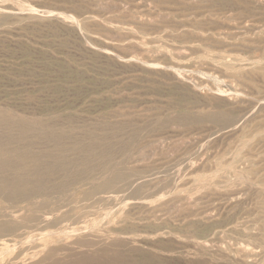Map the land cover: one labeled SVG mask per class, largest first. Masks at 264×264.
<instances>
[{"label":"rangeland","instance_id":"obj_1","mask_svg":"<svg viewBox=\"0 0 264 264\" xmlns=\"http://www.w3.org/2000/svg\"><path fill=\"white\" fill-rule=\"evenodd\" d=\"M263 4L264 0H0L1 108L78 132L76 137L84 143L85 134L92 131L87 138L95 135L101 140L102 133L119 124L130 129L126 133L135 125L149 131L141 130L144 142L141 138L129 163L109 177L93 181L86 175L77 190L51 197L52 208L65 207L50 222L53 225H31L19 243L0 238V264H36L40 257L30 258L35 251L30 248L46 242L41 251H49V256L39 264H236L241 259L244 264H264ZM241 106L248 107L252 118L247 113V122L228 129L203 122L186 130L176 120L185 113ZM236 158L237 171L246 173L251 186L222 184L215 190L218 194H184L199 177ZM133 172L139 177H132ZM112 175L122 181L114 182ZM226 178L236 181L232 172ZM134 179L139 180L136 188L128 189ZM100 186L105 187L100 188L102 194ZM77 196L79 204H74ZM63 234L67 238L54 243Z\"/></svg>","mask_w":264,"mask_h":264},{"label":"bare ground","instance_id":"obj_2","mask_svg":"<svg viewBox=\"0 0 264 264\" xmlns=\"http://www.w3.org/2000/svg\"><path fill=\"white\" fill-rule=\"evenodd\" d=\"M256 1V0H255ZM241 2V1H240ZM247 2V1H246ZM249 2V1H248ZM252 3V1H251ZM194 4V3H193ZM261 4V3H260ZM197 7V6H196ZM194 7V8H196ZM229 7V6H228ZM256 7V6H255ZM264 7V4H263ZM198 8V7H197ZM196 8V9H197ZM264 9V8H263ZM194 10V9H191ZM263 12V11H262ZM211 15V14H210ZM200 16V15H199ZM42 17V16H41ZM44 17V16H43ZM214 17V16H213ZM13 19V18H12ZM28 19V18H26ZM41 19V18H40ZM44 19V18H43ZM57 19V18H56ZM59 19V18H58ZM57 19V20H58ZM60 20V19H59ZM103 20V19H101ZM191 20V19H190ZM193 20V19H192ZM20 21V20H19ZM109 21V20H108ZM195 21V20H194ZM200 21V20H199ZM97 22V21H96ZM105 22V21H104ZM111 22V21H109ZM214 22V21H213ZM16 23V22H15ZM34 23V22H33ZM103 23V22H101ZM106 23V22H105ZM205 23V22H204ZM98 24V23H97ZM102 25V24H101ZM116 25V24H115ZM197 25V23H196ZM108 28V27H107ZM200 28V27H199ZM117 29V28H116ZM200 30V29H199ZM111 31V29H110ZM109 31V32H110ZM256 31V29H255ZM1 32V31H0ZM190 32V31H189ZM4 33V32H3ZM113 33V32H112ZM175 33V32H174ZM212 34V33H211ZM177 36V35H176ZM180 36V34H179ZM196 36V35H195ZM181 37V36H180ZM200 37V36H199ZM258 37V36H257ZM160 38V37H159ZM185 38V37H183ZM254 38V37H253ZM187 40V39H186ZM241 40V39H240ZM261 40V39H260ZM188 41V40H187ZM247 44V43H246ZM248 45V44H247ZM246 45V46H247ZM256 48V47H255ZM257 49V48H256ZM201 51V50H200ZM262 52V51H261ZM204 53V51H203ZM213 53V52H212ZM221 54V53H220ZM212 55V54H210ZM216 56V55H215ZM224 57V56H223ZM260 58V57H259ZM208 59V58H207ZM220 59V58H219ZM253 59V57H252ZM221 60V59H220ZM239 60V59H238ZM262 62V61H261ZM235 63V62H234ZM260 63V62H257ZM262 64V63H261ZM233 65V64H232ZM236 65V64H235ZM229 66V65H227ZM226 66V67H227ZM231 66V65H230ZM238 68V67H236ZM235 68L234 71L237 69ZM228 69V68H227ZM226 70V69H225ZM231 70V69H230ZM229 70V71H230ZM250 70V68H249ZM232 71V70H231ZM263 72V71H262ZM264 73V72H263ZM246 74V73H245ZM260 75V74H259ZM255 76V75H253ZM252 76V77H253ZM257 76V75H256ZM259 77V76H258ZM246 78V77H245ZM251 79V78H250ZM241 80V79H240ZM244 80V79H243ZM264 80V79H263ZM237 81V80H236ZM249 81V80H248ZM252 81V80H251ZM260 80H258L259 82ZM255 82V81H254ZM261 83V81H260ZM250 84V83H249ZM253 84V83H252ZM255 88V87H254ZM261 91V90H260ZM255 92V91H254ZM194 95V94H193ZM252 97V95H251ZM262 97V96H261ZM193 98V97H192ZM196 98V97H195ZM256 99V98H255ZM257 100V99H256ZM260 100V98L258 99ZM197 101V100H196ZM210 101V100H209ZM219 101V100H218ZM247 100H245L246 102ZM254 102V101H253ZM251 102V103H253ZM259 102V101H258ZM263 101H261L262 103ZM165 103V102H164ZM241 103V102H240ZM254 104V103H253ZM250 105V104H249ZM263 105V104H262ZM176 106V105H175ZM183 106V105H182ZM185 106H187L185 104ZM231 106V105H230ZM252 107V106H250ZM261 107V111L264 112L263 106ZM160 108V107H159ZM179 108V107H178ZM196 108V107H195ZM216 108V107H215ZM227 108V107H226ZM229 108V107H228ZM231 108V107H230ZM240 107L231 108V111L225 110H216L217 112L206 111L200 114H193L188 113L184 116L179 117L178 120L182 125L185 126H194L197 124H201L203 122L213 123L217 126L222 127L223 129H228L230 127H237V124L243 125V123L247 122L246 115H249L250 112L248 111V107ZM252 108H256L255 106ZM190 109V107H189ZM194 109V108H193ZM198 109V108H197ZM196 109V110H197ZM257 109V108H256ZM255 110V109H254ZM260 109L258 108L257 111ZM199 111V110H198ZM202 111V110H200ZM250 111L253 112L251 109ZM256 111V110H255ZM256 111V112H257ZM14 112V111H13ZM243 113V114H242ZM249 113V114H247ZM254 113V112H253ZM252 113V114H253ZM260 113V112H259ZM16 114V115H15ZM12 113V111H7L0 107V218H3V221L0 222V238L6 239V241L11 242L14 241L15 243H19L22 237L27 236L25 231L31 228V225H44L49 224L53 219L58 218L63 214L59 212L63 206L58 208H52V203H50V198L53 196H63L65 194L71 193L72 190H77L79 185L81 184L84 176L88 175L92 178L93 181H99L100 179H104V177L108 176L111 172H115L116 169L125 166L129 159H132L133 155L130 156V153L133 152L132 150L139 145L138 141L142 138L141 130L145 129H137L136 125L131 128L132 131L130 133H126L127 126H122L119 128L111 129L109 133H102L104 136L103 139L97 140L95 135L90 136L87 138L88 134H85L87 139V143L79 140L74 132L75 131H63L56 126H52L39 117H24L18 116L17 112ZM169 114V113H168ZM176 114V113H175ZM174 114V115H175ZM33 115V114H32ZM173 114L171 115V117ZM251 117V114L249 115ZM255 116V113H254ZM170 117V116H169ZM249 117V118H250ZM168 118V117H167ZM166 118V119H167ZM177 118V117H175ZM244 118V119H243ZM252 118V117H251ZM67 119V118H66ZM163 119V118H162ZM248 119V117H247ZM258 119V118H257ZM261 119V118H260ZM60 120V119H58ZM65 120V119H64ZM68 120V119H67ZM125 120V119H124ZM123 120V121H124ZM164 120V119H163ZM71 122L72 120H68ZM129 121V120H127ZM168 121V120H167ZM243 121V123H242ZM252 121V120H251ZM66 122V121H65ZM133 122V121H132ZM131 121L129 123H132ZM153 122V120H152ZM166 122V120H164ZM177 123L178 125L180 123ZM254 122V120H253ZM72 123V122H71ZM104 123V122H103ZM128 123V124H129ZM159 123V120H158ZM172 123V122H171ZM170 123V124H171ZM256 123V122H254ZM55 124V123H54ZM59 124V123H58ZM57 124V125H58ZM101 124V123H100ZM123 122L121 123V125ZM152 124V123H151ZM160 124V123H159ZM158 124V126H159ZM175 124V121H174ZM61 125V124H60ZM70 124H67V126ZM98 125V124H97ZM134 125V123H133ZM154 125V124H152ZM256 125V124H255ZM259 125V124H258ZM66 126V127H67ZM71 126V125H70ZM73 126V125H72ZM113 126V125H111ZM110 126V127H111ZM116 126V125H115ZM140 126V125H139ZM162 126V125H161ZM166 126V125H165ZM191 126V128H192ZM202 126V125H201ZM205 126V125H203ZM212 126V125H208ZM239 126V125H238ZM76 127V126H74ZM73 127V129H74ZM85 127V126H84ZM107 126H105L106 128ZM129 127V126H128ZM132 127V126H131ZM181 127V126H180ZM197 127V126H196ZM200 127V126H199ZM263 125H261L262 128ZM65 128V127H63ZM69 128V126H68ZM72 128V127H71ZM70 128V129H71ZM109 128V126H108ZM107 128V129H108ZM140 128V127H138ZM157 128V127H156ZM162 128V127H160ZM177 128V127H176ZM183 128V127H182ZM183 128V129H184ZM206 128V127H205ZM240 128V127H239ZM238 128V130H239ZM256 128V127H255ZM258 128V129H259ZM79 129V128H78ZM90 129V128H89ZM100 129V127L96 128ZM163 129V128H162ZM168 129V128H167ZM241 129V128H240ZM67 130V129H66ZM101 130V129H100ZM99 130V131H100ZM188 130V128L186 129ZM233 130V128H232ZM230 130L231 132H233ZM79 131V130H78ZM95 131V130H94ZM97 131V130H96ZM95 131V132H96ZM106 131V130H105ZM104 131V132H105ZM152 131V130H151ZM150 131V132H151ZM190 131V130H189ZM193 131V130H192ZM86 133V131H84ZM100 132H103L102 130ZM146 134L147 132L145 130ZM223 132V131H222ZM229 132V131H227ZM236 132V131H235ZM251 132V131H250ZM255 132V131H254ZM81 133V132H80ZM92 132L90 135H92ZM225 133V132H224ZM259 133V132H258ZM97 134V132H96ZM99 134V132H98ZM101 134V133H100ZM101 134V135H102ZM233 134V133H232ZM246 134V133H245ZM87 135V136H86ZM143 135L145 136L144 132ZM235 135V134H234ZM250 136V134H248ZM255 135V134H254ZM149 136V135H148ZM147 136V137H148ZM252 136V135H251ZM146 137V136H145ZM146 137V138H147ZM151 137V136H150ZM248 137V136H246ZM99 138V137H97ZM149 138V137H148ZM254 138V136H253ZM252 138V139H253ZM85 139V140H86ZM143 139V138H142ZM145 139H143L144 142ZM244 140V139H243ZM86 142V141H85ZM247 142V141H246ZM261 142V141H260ZM203 143V142H202ZM239 143V142H238ZM142 143H140L141 145ZM242 144V143H241ZM248 145L247 143H245ZM252 144V143H251ZM245 145V147H247ZM200 146V145H199ZM242 146V145H241ZM144 147V146H143ZM142 147V150H143ZM228 147V146H227ZM137 148V147H136ZM135 148V149H136ZM239 148V147H238ZM244 148V147H243ZM261 149V148H260ZM138 150V149H137ZM233 150V148H232ZM244 150V149H243ZM252 150V148H251ZM193 151V150H192ZM231 151V150H230ZM236 151V150H235ZM253 151V150H252ZM138 152V151H137ZM140 152V151H139ZM239 152V151H238ZM264 152V151H263ZM200 153V152H199ZM226 153V152H225ZM230 153V152H229ZM240 153V152H239ZM238 153V154H239ZM249 154V152H247ZM224 154V152H223ZM76 156V157H75ZM140 156V155H138ZM185 156V155H184ZM183 156V157H184ZM223 156V155H222ZM238 156V155H233ZM251 156V155H250ZM259 156V155H258ZM239 157V156H238ZM237 157V158H238ZM234 159L230 164H219L217 166V170L215 169L214 172L209 173L207 175H203L198 178L197 185L193 187H189L188 190L185 191L184 194H194L200 190L211 191V193L221 187L222 184L225 186L236 187L241 186L244 183H250L248 176H246L241 171H237V162L239 159ZM252 158V157H251ZM139 159V157H138ZM137 159V160H138ZM177 159V158H176ZM228 159V158H227ZM233 159V158H232ZM140 160V159H139ZM181 160V158H180ZM199 160V159H198ZM187 161V160H186ZM189 161V160H188ZM219 161H221L219 159ZM223 161V162H224ZM259 161V160H258ZM181 162V161H180ZM222 162V161H221ZM222 162V163H223ZM129 163V162H128ZM132 163V162H131ZM172 163V162H171ZM178 164V163H177ZM187 164V163H186ZM169 165V164H167ZM129 166V165H128ZM161 166V165H160ZM178 166V165H177ZM216 166V165H215ZM214 166V167H215ZM254 166V165H253ZM145 167V166H143ZM174 167V166H173ZM248 167V166H247ZM131 168V167H130ZM133 168V167H132ZM146 168V167H145ZM152 168V167H151ZM168 168V166H167ZM176 168V167H175ZM207 168V167H206ZM126 169V168H125ZM124 169V170H125ZM135 169V168H134ZM141 169V168H140ZM156 169V168H155ZM208 169V168H207ZM123 170V171H124ZM128 170V169H126ZM125 170V172H126ZM133 170V169H131ZM250 170V169H249ZM130 171V170H129ZM206 171V170H205ZM229 171V172H228ZM253 171V170H252ZM261 171V170H260ZM234 173L236 176L235 182H228L226 178L227 173ZM117 173H119L117 171ZM116 173V174H117ZM134 173V172H133ZM137 173V172H135ZM134 176H137V175ZM194 173V172H193ZM253 173V172H252ZM256 173V172H255ZM129 174V173H128ZM165 174V173H164ZM201 174V173H199ZM248 174V173H247ZM258 174V173H257ZM122 175V174H121ZM124 175V174H123ZM122 175V176H123ZM132 175V173H131ZM249 175V174H248ZM87 176V177H88ZM113 176V175H112ZM111 176V177H112ZM117 176V175H115ZM151 176V175H150ZM154 176V175H153ZM86 177V178H87ZM109 177V176H108ZM114 177V176H113ZM119 177V174L118 176ZM139 177V175H138ZM149 177V176H148ZM152 177V176H151ZM150 177V178H151ZM194 177V176H193ZM233 177V176H232ZM231 177V178H232ZM85 178V179H86ZM107 178V177H106ZM115 178V177H114ZM114 178H111L112 180ZM122 178V177H119ZM119 178H115L116 181H119ZM125 178V177H124ZM131 178V177H130ZM129 178V179H130ZM136 178V177H135ZM145 180L147 179L146 177ZM156 178V177H155ZM177 178V177H176ZM252 178V177H251ZM110 179V178H109ZM110 179V180H111ZM132 179V178H131ZM141 179V178H140ZM163 179V178H162ZM179 179V178H178ZM87 180V179H86ZM144 180V179H143ZM188 180V179H187ZM197 180V179H196ZM101 181V180H100ZM130 181V180H129ZM128 181V182H129ZM137 181L139 180H131L126 186L128 189H134L137 186ZM141 181V180H140ZM161 181V180H160ZM90 183V181H88ZM87 182V183H88ZM143 182V181H142ZM145 183L147 181H144ZM253 182V181H252ZM258 182V181H257ZM256 182V183H257ZM87 183L85 185H87ZM88 183V184H89ZM93 183V182H92ZM95 183V182H94ZM125 183V182H124ZM149 183V181H148ZM160 183V182H159ZM169 183V182H168ZM173 183V182H172ZM261 183V182H259ZM264 183V182H263ZM84 184V183H83ZM103 184V183H102ZM143 184V183H142ZM141 184V185H142ZM252 183H250L251 186ZM258 184V183H257ZM84 185V186H85ZM92 185V184H89ZM104 185V184H103ZM111 187L113 186L110 184ZM150 185V184H149ZM148 185V186H149ZM156 185V184H154ZM189 186V184H186ZM263 185V184H262ZM105 186V185H104ZM106 186L110 187L106 184ZM105 186V187H106ZM185 186V185H184ZM105 187L100 188L102 191ZM107 187V188H108ZM114 187V186H113ZM118 187V186H116ZM120 187V186H119ZM256 187V184H255ZM259 187V186H257ZM264 187V186H263ZM262 187V188H263ZM123 188V186H122ZM142 188H144L142 186ZM187 188V187H186ZM261 188V189H262ZM88 189V188H87ZM96 189V188H94ZM258 189V188H256ZM255 191L257 192V190ZM260 189V188H259ZM260 189V191H261ZM109 190V189H108ZM141 190V189H140ZM242 190V189H241ZM247 191V189H245ZM264 190V188H263ZM106 191V190H105ZM110 191V190H109ZM112 191V190H111ZM123 191V190H121ZM183 190H181L182 193ZM220 191V190H219ZM230 191V190H229ZM232 191V190H231ZM234 191V189H233ZM232 191V192H233ZM258 193H262V192ZM93 193V191H91ZM96 192V191H95ZM98 192V193H99ZM117 192V191H116ZM129 192V191H127ZM139 192V190H138ZM216 192V191H215ZM236 192V191H235ZM234 192V193H235ZM97 193V192H96ZM131 193V192H130ZM147 193V192H146ZM180 193V192H178ZM218 194V192H216ZM246 193V192H245ZM251 193V192H249ZM255 192L253 191V194ZM257 193V194H258ZM100 194H102L100 192ZM144 194V193H143ZM183 194V193H182ZM215 194V195H217ZM236 194V193H235ZM238 194V193H237ZM263 194V193H262ZM72 195V194H71ZM89 195V194H88ZM87 195V196H88ZM92 195V194H91ZM175 195V194H174ZM205 195V194H204ZM209 195V194H208ZM231 195V194H230ZM70 196V195H69ZM75 196V195H74ZM96 196V195H95ZM134 196V195H133ZM152 196V195H151ZM194 197V195H192ZM232 196V195H231ZM73 197V196H72ZM89 197V196H88ZM176 197V196H175ZM180 197V196H179ZM206 197V196H205ZM241 197V196H240ZM239 197V198H240ZM246 197V196H245ZM85 198V197H84ZM82 198V199H84ZM134 198V197H131ZM147 198V197H146ZM192 198V197H191ZM237 198V199H239ZM66 199V198H65ZM64 199V200H65ZM74 204H79V196L74 197ZM101 199V198H100ZM148 199V198H147ZM159 199V198H158ZM228 199V198H227ZM59 200V199H58ZM156 200V199H155ZM161 200V199H160ZM199 200V199H198ZM53 201V200H52ZM146 201V200H145ZM157 201V200H156ZM211 201V200H210ZM57 203V202H56ZM59 203V201H58ZM70 203V202H69ZM72 203V204H73ZM144 203V202H143ZM142 203V204H143ZM146 203V202H145ZM154 204V203H153ZM260 204V203H259ZM70 205V204H69ZM125 205V204H124ZM136 205V204H135ZM149 205V204H148ZM212 205V204H211ZM145 206V205H143ZM150 206V205H149ZM161 206V205H159ZM152 207V206H151ZM155 207V206H153ZM141 208V207H140ZM67 209V208H66ZM131 210V209H129ZM107 211V210H106ZM46 212V213H44ZM108 212V211H107ZM207 212V211H206ZM215 212V211H214ZM57 213V214H56ZM81 213V212H80ZM217 214V213H216ZM100 215V214H99ZM63 216V215H62ZM211 216V215H210ZM209 216H207L208 218ZM61 218V217H60ZM210 218V217H209ZM0 219V220H1ZM59 221V220H58ZM72 221V220H71ZM99 221V220H98ZM198 221V220H197ZM200 221V220H199ZM198 221V222H199ZM201 222V221H200ZM54 223V222H53ZM125 223V221H124ZM52 224V223H50ZM53 225V224H52ZM48 226V225H47ZM57 226V225H56ZM33 227V226H32ZM50 227V226H49ZM46 228V227H45ZM34 229V228H33ZM43 229V228H42ZM89 230V229H88ZM263 230V229H262ZM34 231V230H33ZM60 232V231H59ZM70 232V231H69ZM109 232V230H108ZM46 233V232H45ZM51 233V232H50ZM57 233V232H56ZM164 233V232H163ZM49 234V233H48ZM47 234V235H48ZM52 234V233H51ZM59 234V233H58ZM61 234V233H60ZM30 235V234H29ZM55 236V235H54ZM11 238V240L9 239ZM65 234L62 236L56 237L54 239V243H62L64 240ZM13 239V240H12ZM73 239V238H72ZM96 239V238H95ZM194 239V238H193ZM103 240V239H102ZM105 241V240H103ZM196 242V241H195ZM31 243V242H30ZM35 243V242H34ZM99 243V242H98ZM200 243V242H199ZM198 243V244H199ZM202 243V242H201ZM200 243V244H201ZM49 243L46 242L45 244L38 243L34 246H31L30 249L35 250L32 254V257H40L36 264L42 263L46 259H48L49 251L42 252L41 248L47 247ZM51 244V243H50ZM65 244V243H64ZM100 244V243H99ZM106 244V243H105ZM194 244V243H193ZM197 244V243H196ZM199 244V245H200ZM243 244V243H242ZM93 245V243H92ZM96 245V244H95ZM101 245V244H100ZM202 246L204 244H201ZM52 246V245H51ZM195 247V246H194ZM193 247V248H194ZM197 247V246H196ZM199 247V246H198ZM197 247V248H198ZM204 247V246H203ZM210 247V246H209ZM218 247V246H217ZM201 248V247H199ZM198 248V250H199ZM207 248V247H206ZM7 249V248H6ZM39 249V250H38ZM220 249V248H219ZM44 250V249H42ZM203 250V249H200ZM212 250V249H211ZM215 250V249H214ZM1 251H4L2 249ZM194 251V250H193ZM225 251V250H224ZM243 251V250H242ZM197 252V251H196ZM227 252V251H226ZM245 252V251H244ZM5 253V252H4ZM2 253V254H4ZM24 253V252H22ZM208 253V252H207ZM21 254V253H19ZM19 254L16 256L15 259H18L20 256ZM199 254V253H198ZM218 254V253H217ZM226 254V253H225ZM233 254V253H232ZM231 254V255H232ZM219 255V254H218ZM238 256V254H233ZM234 256V257H235ZM244 256V255H242ZM220 257V255H219ZM224 257V255H223ZM230 257V256H229ZM240 257V254H239ZM236 258V257H235ZM10 259V258H7ZM23 259V258H22ZM29 259V258H28ZM195 259V258H193ZM207 259V258H206ZM239 259V258H236ZM21 260V259H20ZM24 260V259H23ZM26 260V259H25ZM30 260V259H29ZM227 260V259H226ZM229 261V260H227ZM246 261V260H245ZM248 261V260H247ZM246 261V262H247ZM17 262V261H16ZM27 263V260L25 261ZM232 262V261H231ZM233 260V264H234ZM14 264V263H13ZM16 264V263H15ZM28 264V263H27ZM236 264H244V262H239L236 260Z\"/></svg>","mask_w":264,"mask_h":264}]
</instances>
